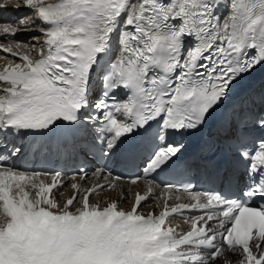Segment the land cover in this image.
I'll return each mask as SVG.
<instances>
[{"label": "snow or ice", "instance_id": "snow-or-ice-1", "mask_svg": "<svg viewBox=\"0 0 264 264\" xmlns=\"http://www.w3.org/2000/svg\"><path fill=\"white\" fill-rule=\"evenodd\" d=\"M21 8L31 15L0 24L14 41L0 43L11 57L0 66V264H264V94L231 155L209 162L220 188L168 184L158 214L140 211L151 180L129 209L90 203L112 182L82 196L72 183L60 201L61 173L18 168L23 146L7 141L83 127L101 156L140 159L144 177L169 169L184 148L169 138L199 131L264 67V0H0V12ZM29 29L43 39L16 41ZM181 194L190 202L168 203Z\"/></svg>", "mask_w": 264, "mask_h": 264}, {"label": "bare ground", "instance_id": "bare-ground-1", "mask_svg": "<svg viewBox=\"0 0 264 264\" xmlns=\"http://www.w3.org/2000/svg\"><path fill=\"white\" fill-rule=\"evenodd\" d=\"M26 8H21L19 11H11L6 14H3L0 12V24H8V23H13L15 24L20 18L31 15V13L28 10H25ZM223 11V9H221ZM25 30V31H30ZM33 37H36L37 40H41L42 37L38 34H32L31 36H25L22 33H17L16 36V41L18 40H27V43L31 44L34 41L32 40ZM8 38L9 40L13 41L11 37H4ZM39 47V45H37ZM34 54V53H33ZM11 58L7 57L5 58L6 60H9ZM105 177H100L96 180H94L91 177H87L84 181H75L73 178H69L67 182H65L66 187H63L62 190L60 191L61 195L57 196L56 198L60 201H64L67 198H69L72 193L73 189L71 188L72 183H77L81 186V196L83 194V190H87L90 187H93L94 185L100 184L103 181H105ZM114 184V186L111 189L105 188L103 190L98 191L94 196L90 197V203H99L101 207L106 206L107 203L116 201L118 203L119 207H123L125 209L129 208L130 204L132 201L135 199V195L137 192L140 193H146L147 187L143 185L142 183H136V184H127L124 182H119L116 180L110 181ZM157 188L154 187V191L150 197V199L158 194V191L156 190ZM122 197H126V199H122ZM158 199L155 201L153 200L152 202L149 203V205H154L156 206V202ZM161 204H164V200H161ZM79 206V205H77ZM153 206V207H154ZM144 209V205L141 207L140 210Z\"/></svg>", "mask_w": 264, "mask_h": 264}, {"label": "rangeland", "instance_id": "rangeland-1", "mask_svg": "<svg viewBox=\"0 0 264 264\" xmlns=\"http://www.w3.org/2000/svg\"><path fill=\"white\" fill-rule=\"evenodd\" d=\"M29 36H31V35H29Z\"/></svg>", "mask_w": 264, "mask_h": 264}]
</instances>
